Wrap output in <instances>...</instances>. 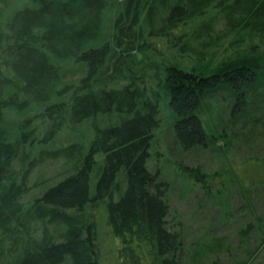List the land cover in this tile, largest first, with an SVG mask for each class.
Wrapping results in <instances>:
<instances>
[{
  "label": "trees",
  "instance_id": "trees-1",
  "mask_svg": "<svg viewBox=\"0 0 264 264\" xmlns=\"http://www.w3.org/2000/svg\"><path fill=\"white\" fill-rule=\"evenodd\" d=\"M163 104L174 158L264 127V0H0V264H264L250 192L224 232L190 242L172 218L149 166ZM100 208L120 241L109 262Z\"/></svg>",
  "mask_w": 264,
  "mask_h": 264
},
{
  "label": "rangeland",
  "instance_id": "rangeland-1",
  "mask_svg": "<svg viewBox=\"0 0 264 264\" xmlns=\"http://www.w3.org/2000/svg\"><path fill=\"white\" fill-rule=\"evenodd\" d=\"M85 72V65H70L66 69L65 80L79 79ZM155 90L157 89L155 88ZM162 107L161 127L153 146L149 166L153 171L158 169L164 179L169 182L168 197L172 208L171 216L175 222L183 220L184 229L190 237L188 240L190 242L197 241L202 238L201 234L209 229L214 231L215 228L218 233L226 231V228H229L227 225L221 228V226L216 227V224L218 225L221 220H225L223 214L228 213L227 206L232 204L239 206L240 202H243L242 195L244 192H250L259 210L264 213V187L256 191L250 186V182L256 180L257 176L264 180V169L259 171L254 165V163H259L261 165L257 164L258 167H264V151L259 152L261 148H264V127L250 128L248 131L235 135L234 145L229 149L225 146L223 139L217 140V145L221 147V151L208 148L202 149L198 153L193 151L188 153L173 147L172 154L176 157L174 158L169 156V149L173 142L168 131L170 112L165 104ZM213 123H217V119L214 118ZM242 127L239 128L242 129ZM186 167L189 168V171L201 167L203 173L208 176L207 181L212 186L211 190L216 191L221 188L217 197L210 201L204 194L201 183L194 179L191 172L185 171ZM60 170L61 164L58 163H51L48 168L42 166L36 179L56 178V176H52V173ZM250 187L252 190L248 191L247 188ZM43 189L44 187H39L34 189L33 193L36 194ZM104 210L100 208L97 215L100 218L99 231H101L100 235L102 236L104 257L106 256L109 262V260L114 259L113 256L117 255L120 241L110 233V228L106 224V210L105 213ZM238 219H240L239 216ZM242 221L241 219V224Z\"/></svg>",
  "mask_w": 264,
  "mask_h": 264
}]
</instances>
